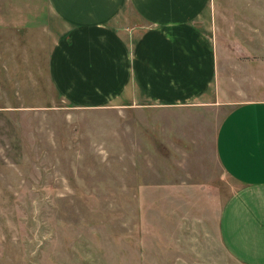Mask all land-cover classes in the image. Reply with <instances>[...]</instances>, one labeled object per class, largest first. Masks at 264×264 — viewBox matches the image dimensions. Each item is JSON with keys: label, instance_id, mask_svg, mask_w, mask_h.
I'll list each match as a JSON object with an SVG mask.
<instances>
[{"label": "rangeland", "instance_id": "rangeland-1", "mask_svg": "<svg viewBox=\"0 0 264 264\" xmlns=\"http://www.w3.org/2000/svg\"><path fill=\"white\" fill-rule=\"evenodd\" d=\"M212 4L220 82L243 88L264 73V0ZM46 15L0 0V264H243L218 236L238 187L213 149L230 106H69L48 86Z\"/></svg>", "mask_w": 264, "mask_h": 264}, {"label": "crops", "instance_id": "crops-1", "mask_svg": "<svg viewBox=\"0 0 264 264\" xmlns=\"http://www.w3.org/2000/svg\"><path fill=\"white\" fill-rule=\"evenodd\" d=\"M46 3V75L57 100L91 109L182 107L184 116L230 106L213 149L238 187L220 211L218 236L238 261L264 264V73L239 77L243 88L237 74L220 82L212 0ZM226 86L240 96L223 98Z\"/></svg>", "mask_w": 264, "mask_h": 264}]
</instances>
